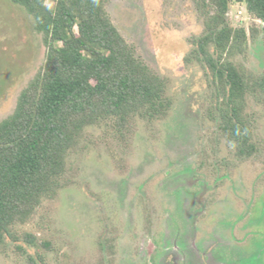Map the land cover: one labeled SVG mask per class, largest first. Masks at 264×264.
I'll use <instances>...</instances> for the list:
<instances>
[{
	"label": "rangeland",
	"instance_id": "obj_1",
	"mask_svg": "<svg viewBox=\"0 0 264 264\" xmlns=\"http://www.w3.org/2000/svg\"><path fill=\"white\" fill-rule=\"evenodd\" d=\"M107 8L169 81L174 107L124 135L88 131L71 157L68 188L18 227L0 264H251L256 255L264 264V95L248 104L260 154L239 161L216 141L215 86L197 57L204 24L195 1L108 0ZM229 16L234 27L262 25L245 4L234 3ZM46 56L32 17L0 0V122ZM236 61L264 73V38L250 39Z\"/></svg>",
	"mask_w": 264,
	"mask_h": 264
},
{
	"label": "trees",
	"instance_id": "obj_2",
	"mask_svg": "<svg viewBox=\"0 0 264 264\" xmlns=\"http://www.w3.org/2000/svg\"><path fill=\"white\" fill-rule=\"evenodd\" d=\"M11 0L33 19L47 47L43 69L0 122V249L47 200L70 184V160L91 129L120 135L137 121L166 119L174 107L169 81L154 71L114 23L108 0ZM204 24L197 57L215 86L217 143L239 161L260 154L249 99L264 95L256 75L236 58L264 38V0H194ZM245 4L261 26L234 27L230 11ZM31 242L33 237L28 235ZM251 264H259L258 255Z\"/></svg>",
	"mask_w": 264,
	"mask_h": 264
}]
</instances>
